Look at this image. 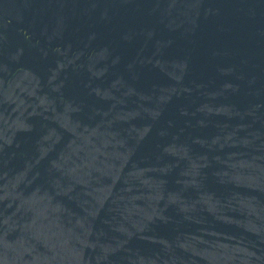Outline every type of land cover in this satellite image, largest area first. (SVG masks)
Returning a JSON list of instances; mask_svg holds the SVG:
<instances>
[{"label": "water", "instance_id": "95a60500", "mask_svg": "<svg viewBox=\"0 0 264 264\" xmlns=\"http://www.w3.org/2000/svg\"><path fill=\"white\" fill-rule=\"evenodd\" d=\"M0 264H264V0H0Z\"/></svg>", "mask_w": 264, "mask_h": 264}]
</instances>
